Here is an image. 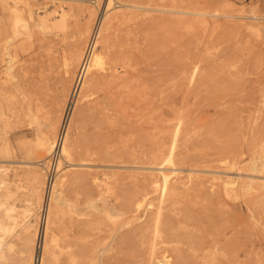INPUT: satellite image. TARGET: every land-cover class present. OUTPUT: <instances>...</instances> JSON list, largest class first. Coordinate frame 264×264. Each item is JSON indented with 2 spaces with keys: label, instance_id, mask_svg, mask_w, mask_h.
Listing matches in <instances>:
<instances>
[{
  "label": "rangeland",
  "instance_id": "obj_1",
  "mask_svg": "<svg viewBox=\"0 0 264 264\" xmlns=\"http://www.w3.org/2000/svg\"><path fill=\"white\" fill-rule=\"evenodd\" d=\"M29 1L34 21L43 14L41 11L50 13L53 9H59V6L60 9L65 6L62 9L67 10L68 14L65 21L56 27L45 30L31 27L29 32L20 25L26 20L25 11L20 3H16L18 10H15L13 1L7 0L4 9L0 4V18H2L0 26L5 24L0 33V180L1 177H5L7 180L5 183H9L7 186L10 191L12 190L9 199L3 198L4 204L0 206V221L7 222L4 212L8 204L17 206L14 211L18 215H22L21 210L23 211L27 206L31 209L29 218H32V224L37 228L45 214V204L41 205V201L44 196L43 185L46 174L45 169L39 167L38 163L42 160L44 162L50 160V171L53 172L57 157V154L49 155L38 143L41 136L50 135L48 125L56 120L57 133L64 101L77 69L67 77L59 106L57 82L61 71L65 73L74 65H83L87 60L85 55L89 47L87 44V48L82 51L79 47L75 48L76 50L64 51L60 40L63 34L68 35L78 21L82 28L80 38H100V23L113 10L114 0H90L88 1L90 4L84 2L92 7L94 12L88 36L85 35L87 22L82 19L84 16L87 17L86 12L76 5L69 7L70 3L76 4V2ZM137 1L142 2L147 8L171 7L170 9L181 10L182 13L174 15L181 22L175 27L170 25L158 28L152 21L141 23L135 20L129 23L124 21L114 27L112 37L117 38L114 48L130 58V66L128 65L127 69L129 71L124 73L126 77L124 83L127 84V88L124 87L126 84H122L119 89H112L113 97L116 95V99L113 100L114 110L104 114L98 113L95 107L96 101L102 99L103 91H96L86 97L79 95L77 98V105L68 128V137L73 145V161L86 162V166L81 168L77 166L75 170L64 173L62 194H124L126 192L124 188L130 187L131 182L142 180L140 178L145 171L138 168L143 165L140 164L141 159L137 158L143 142L140 128L157 121V118L171 119V115L167 117L168 114L165 113L166 109L167 111L170 109V103H173V107L181 114L183 113L185 119L187 118V127L190 129L186 141L189 159L180 162L179 142L171 161L167 160L166 146L157 162L167 171L173 167L181 168L182 171H178L177 176L184 181L188 179L186 169L189 168L200 170L197 172L204 175L208 182H211L210 178L215 176L214 182L221 183L225 173L237 177V170H233L236 168L231 169L233 173L231 170L224 171L228 168L218 160L227 154L226 143L239 142V129L246 128L255 118L260 119L258 115L264 117V103H262L264 95H261L264 94V26H262L264 22L247 17L235 19L226 17L228 14L241 12L247 14L245 12L250 11L264 17V0H179L175 7L170 6L168 0ZM138 11L143 13V10ZM149 13L160 12L150 10ZM15 19L20 21L13 24ZM257 26L260 29L256 28ZM126 32L133 33L134 38H124ZM3 38L10 40L5 42ZM21 40L24 42L22 43ZM119 65L117 62L116 66ZM194 66L196 71L191 78ZM143 85L145 88L142 87ZM119 90L126 93L119 97L120 100H118L121 94ZM144 95L146 98L140 99ZM118 102H121V105L117 104ZM162 106H164V114L161 113ZM26 107L32 109L38 121L30 116L25 117L22 112ZM100 119L102 122L99 132ZM224 143L225 145L222 146ZM190 157H193V160H190ZM205 170H209L208 174ZM210 171H216L218 174ZM35 172L39 174V182ZM60 174L61 172L56 175ZM95 176L97 179L94 178ZM75 177H86L85 187L80 181H76ZM107 185H111L113 191H107L109 189ZM5 189L6 187L0 184V192ZM227 203L229 205L219 209L206 201L200 202L197 233L204 234L208 240L221 238L222 234L225 237H222L220 251H215L204 262H189L191 264H264V215L259 213L264 209V199L259 200L254 196L240 194L237 198L228 199ZM40 206L42 209L39 208ZM92 209L88 207L87 211L93 213L95 206H92ZM18 220L21 224L16 225L8 233L0 232V237L3 239L0 244L3 245L4 255L1 264L31 262L22 258V246L19 240L22 223L26 218L23 220V217L18 216ZM59 226L60 224H57V231L55 230L58 244L55 254L52 257L46 256L43 264L62 262L61 226ZM235 254L237 256H234Z\"/></svg>",
  "mask_w": 264,
  "mask_h": 264
},
{
  "label": "bare ground",
  "instance_id": "obj_2",
  "mask_svg": "<svg viewBox=\"0 0 264 264\" xmlns=\"http://www.w3.org/2000/svg\"><path fill=\"white\" fill-rule=\"evenodd\" d=\"M6 1L0 0L1 8H6ZM11 1L15 4V10L19 9L16 3H20L23 6L26 20H23L20 25L22 28H27L29 32L31 31V27H39L42 30L56 27L63 23L66 15H68L67 10L62 9L65 6L61 9L59 6V9H53L50 13L41 11L43 14L36 17L37 20L34 21L29 0ZM59 1L54 0L56 3ZM70 1L76 2V4L70 3L69 7L76 5L86 12L87 17L82 16V19L87 22L85 35L88 36L94 12L92 7L84 4V2L88 4L90 0ZM128 1L114 0L113 10L100 23V38H80L82 28L80 21H78L73 25V29L70 30L68 35L63 34L60 40L62 41L64 51L76 50L75 48L78 47L82 51L87 48V44L89 47L85 55L87 60L84 61L83 65H74V67L76 66L75 68L73 67L74 69H69L65 73L61 71L57 82L58 96L60 97L59 106L62 101V90L67 82V77L77 69L72 86L70 85L71 88L68 96L64 101L65 105L59 126L57 125V133L56 120L48 125L50 135L41 136L38 143L49 155L55 151L59 155L54 165L55 173L52 177L49 190L47 194H45L44 190V196L41 201V205L45 204V214L41 224L37 228H34L32 218H29L31 216V209L29 207H24L23 211L21 210L22 215H18L14 211L17 206L8 204L4 212L7 222L0 221V232L4 233L7 231L8 233L20 223L18 216L23 217V220L26 218L23 221L24 223H22V233L19 236V240L22 246V258L31 261L29 262L30 264H43L46 256L52 257L55 254V248L58 246L55 233L57 224L61 226V264H189L191 261V263L204 262L215 251H220L219 246L222 245L221 240L225 235L222 234L221 238L208 240L204 234L200 235V233H197L201 211L200 202L206 201L208 204L222 209L229 205L227 203L228 199L237 198L240 194L254 196L259 200L264 199V117L258 115L260 119L255 118L254 122L246 128L239 129V142L237 144L229 142L226 145L225 143L222 145H225L227 154L224 157H220L218 161L223 163L226 166L225 168H228L224 171L236 168L233 170H237V177H232L233 175L229 176L231 174L227 175L225 173V178L221 183L214 182L216 180L215 176L210 178L211 182H208L209 180L204 175H200V172H197L200 170L189 168L186 169L188 179L184 181L181 177L177 176V172L182 171L181 168L173 167L167 171L163 166H160L161 163L158 164L157 162L158 157H160L159 155L166 146L168 151L167 160L171 161L172 154L175 148L179 146V142L180 149L178 156L180 162H186L189 159L186 141L190 129L187 127V118L185 119L182 116L183 113L181 114L180 111L173 107V103H170V109L168 111L166 109L165 112L168 114L167 117L171 115V119L157 118V121L148 122V126L140 128V131L142 130L140 135L143 142L140 146V155L137 158L141 159L140 164L143 165L138 166V168L145 171L142 173V178H140L142 180L138 182L134 181L135 183L131 182L130 187L124 188L126 189L124 194H62L64 173L68 170H75L77 166H80V168L81 166H86V162L78 163L73 161V145L68 137V128L71 123L70 121H72L71 116L77 105V98L79 95L86 97L96 91H103L102 99L96 101L95 107L98 113L104 114V112L112 110L114 106L113 100L116 99V95L113 97L112 89L126 84L124 83L126 78L124 77V73L129 71L127 69L128 65L130 66V58L124 52L119 53L114 48L116 46L115 43H117V38L112 37V33L114 36V27L121 22L125 21L129 23L135 20L141 23L152 21L158 28L170 25L171 27H175L181 22L178 17L174 16L175 14L182 13L183 11L181 10L170 9L171 7L147 8L142 5V2L137 0ZM167 3L175 7L179 3V0H168ZM133 9H136V11H133ZM138 10H143V13H140ZM150 10H156L160 13L152 14L149 13ZM245 13L247 14H244V12L228 14L226 17L234 19L247 17L264 22V17L257 16L254 12ZM196 14L202 13L196 12ZM19 21V19H15L13 24ZM3 26H0V33L4 29ZM262 26H264V23H262ZM256 28L260 29L258 26ZM125 35L126 37L124 38L126 39L134 38V34L131 32H126ZM3 39L5 42L10 40V38ZM21 42L23 43L24 41L21 40ZM29 42L27 43L29 44ZM19 43L18 45H20ZM117 62H119V66H116ZM195 66L192 69L191 78L196 71ZM145 85L142 87L145 88ZM124 87L127 88V84ZM71 91L72 93H70ZM119 91L117 92L119 93ZM120 93L118 98L126 94L121 91ZM71 96H73V100H70ZM144 98H146L145 95L143 98L140 97L142 100ZM117 104L121 105V102ZM162 107L163 112L161 111V113L164 114V106ZM242 111L244 110L242 109ZM22 113L25 117L30 116L36 120V115L32 109L26 107ZM101 122L102 119L98 122L99 132ZM99 149L102 148L99 147ZM190 160H193V157H190ZM62 161L64 165H62ZM48 163L49 160L46 162L42 160L39 161L38 165L39 167H43L45 169L44 172H46ZM169 165L172 167L171 163ZM208 171L205 170V173L208 174ZM59 172L61 174L56 175ZM210 172L218 174L216 171ZM34 174H36V179L39 182V174L37 172ZM241 177L244 179L239 180ZM94 178L97 179L96 176ZM57 179L59 180L57 181ZM74 179L80 181L85 187L86 177H75ZM46 180L47 176L45 174L43 188L46 186ZM6 181L5 177H1L0 184L6 187V189L0 192V206L4 204L3 198L9 199L8 197L12 191L9 190L7 186L9 183H5ZM110 186L107 189V191L110 190L109 192L113 191ZM97 201L98 205H96ZM92 206H95L93 213L90 210L88 212L87 208L91 207L92 209ZM259 213L264 215V209H261ZM92 226L95 227L93 228ZM1 240L3 241L2 238ZM2 247L3 245L0 244V264L4 256ZM234 256H237V254ZM35 260L37 261L35 262Z\"/></svg>",
  "mask_w": 264,
  "mask_h": 264
},
{
  "label": "built area",
  "instance_id": "obj_3",
  "mask_svg": "<svg viewBox=\"0 0 264 264\" xmlns=\"http://www.w3.org/2000/svg\"><path fill=\"white\" fill-rule=\"evenodd\" d=\"M73 98V96H71V99L70 100H73L72 99ZM53 154L54 155H56L57 154V157H56V159H55V163H54V165L56 164V161H57V159H58V153H57V151H55V152H53ZM50 160H49V163H48V166H47V168H46V176H47V180H46V186H45V188H44V190H45V194H47V192H48V190H49V186H50V184H51V180H52V177H53V175H54V173H55V169H54V167H53V172H52V170L50 171ZM38 245H39V241H38ZM39 250V249H38ZM37 260H35V262H36Z\"/></svg>",
  "mask_w": 264,
  "mask_h": 264
}]
</instances>
